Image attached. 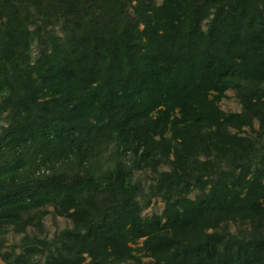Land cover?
I'll return each mask as SVG.
<instances>
[{
	"label": "trees",
	"instance_id": "16d2710c",
	"mask_svg": "<svg viewBox=\"0 0 264 264\" xmlns=\"http://www.w3.org/2000/svg\"><path fill=\"white\" fill-rule=\"evenodd\" d=\"M0 121L8 264H264V0H0Z\"/></svg>",
	"mask_w": 264,
	"mask_h": 264
},
{
	"label": "rangeland",
	"instance_id": "374dc122",
	"mask_svg": "<svg viewBox=\"0 0 264 264\" xmlns=\"http://www.w3.org/2000/svg\"><path fill=\"white\" fill-rule=\"evenodd\" d=\"M32 31L35 29V25L31 26ZM58 29V27L56 28ZM39 50L37 47V44L35 43L32 47L31 52V60H35L38 56ZM220 108L225 111L226 113L230 112H242V104L240 101V98L238 97L237 93L233 90H228L226 92L225 97L220 101L219 103ZM4 125L3 121H0V126ZM245 133L243 135L249 136V137H257L258 136V130H259V124L258 122H255L254 129L251 128H244ZM1 132V127H0ZM234 132V131H233ZM170 170V166L163 164L159 166V168L155 171L153 169H147V170H138L135 171L133 174V181L139 182L143 188L146 190V194H148L149 197L144 198L140 197L138 198V202L142 206V216L145 217H151L153 215H161L163 213V210L165 208V202L162 200L159 196H151V186L154 184H157L159 182V179L161 177V174L164 172H168ZM198 194V192H194L191 195H189L190 198H195V196ZM50 214L45 215L43 220L41 221V224L39 227L31 226L28 227V234L30 237L37 236V238L45 239V240H52L55 238V236L64 231L67 228L73 227V221L70 218L67 217H60L56 216L52 213L53 208H48ZM237 229L236 226H231V231H235ZM24 234H17L14 231H9L6 235H4L5 243L2 250H0V264H8L6 261V254H14L19 253V243L21 239L23 238ZM135 248L134 255L136 257V260H131L128 263L125 264H152V258L146 255L143 251H141V241L138 244L133 245ZM36 258L40 263H43L45 260L44 255H37Z\"/></svg>",
	"mask_w": 264,
	"mask_h": 264
}]
</instances>
